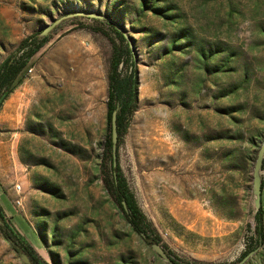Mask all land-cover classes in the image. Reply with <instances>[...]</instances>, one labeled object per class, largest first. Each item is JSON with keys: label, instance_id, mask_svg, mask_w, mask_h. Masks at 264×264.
Wrapping results in <instances>:
<instances>
[{"label": "rangeland", "instance_id": "374dc122", "mask_svg": "<svg viewBox=\"0 0 264 264\" xmlns=\"http://www.w3.org/2000/svg\"><path fill=\"white\" fill-rule=\"evenodd\" d=\"M77 8L115 13L134 48L138 106L118 160L155 235L181 264H264V241L248 253L264 142V0H0V64ZM93 26L58 25L3 102L0 206L49 264H166L97 172L115 37ZM181 28L192 41L173 44ZM0 264H24L1 231Z\"/></svg>", "mask_w": 264, "mask_h": 264}, {"label": "trees", "instance_id": "16d2710c", "mask_svg": "<svg viewBox=\"0 0 264 264\" xmlns=\"http://www.w3.org/2000/svg\"><path fill=\"white\" fill-rule=\"evenodd\" d=\"M145 4V3H144ZM84 8H77L75 12L84 11L91 12ZM153 10L162 14V11L157 8ZM74 12V13H75ZM98 14V13H96ZM115 13L107 11L104 13L105 20L91 19L96 26L92 29L103 34H109L108 30L113 33V53L111 57V65L109 71V88L107 100V134L104 144L101 161L97 172L100 174L105 190L109 196L117 204L118 208L130 223L133 230L138 234H145L144 239L148 244L155 242L161 245L168 251V253L179 262L178 258L169 251L161 242V239L155 235V230L152 223L147 218L146 214L140 207L135 194L130 189L126 177L122 173L119 164V148L122 136L126 130L128 120L136 111L138 106V92H137V69L134 63V50L127 42L123 32L120 31L116 25L121 27L122 21L114 15ZM188 28H181L178 32V38L174 39L173 44L180 38H184L191 42L192 35ZM41 32L32 34L23 39L19 47L10 56H8L0 64V108L3 102L14 92V90L23 82L26 69L31 65L33 57L44 47L49 41L50 36H41ZM118 39L119 43L115 40ZM183 48V47H181ZM184 49V48H183ZM202 57L204 53H199ZM132 62V69L126 74L120 69V65L124 62ZM117 112V131L119 135L117 146V162L118 165L114 167L113 162V146H112V119L113 113ZM116 175V176H115ZM45 190L48 191L47 188ZM264 190V181H263ZM54 192V191H53ZM263 195V194H262ZM126 203L127 210L125 209ZM0 218L4 224H0V231L10 241L13 240V249L16 252L23 251L29 255L33 264H49L42 256L38 254L35 248L28 242V240L6 219L2 208L0 206ZM255 227L253 233L257 237L255 246H249L248 253L254 251L256 246L264 241V200L262 199V207L255 213ZM41 226L43 223L40 224ZM38 235V234H37ZM42 238V235H41ZM158 260L161 258L155 253ZM55 264H59L56 256H52ZM180 263V262H179Z\"/></svg>", "mask_w": 264, "mask_h": 264}, {"label": "water", "instance_id": "95a60500", "mask_svg": "<svg viewBox=\"0 0 264 264\" xmlns=\"http://www.w3.org/2000/svg\"><path fill=\"white\" fill-rule=\"evenodd\" d=\"M76 17H83L88 19H101L105 20V17L100 14H96L93 12H84V11H78L75 13H70L64 16H61L60 18L53 21L52 24L46 26L40 33L41 36H49L55 28L60 25L64 20L76 18ZM117 28L123 32L126 39H129L125 31L122 27L119 25H116ZM132 49L134 50L132 44H130ZM117 112L115 111L113 113V119H112V146H113V158L114 162L113 165L116 167L118 165L117 162V146H118V140L119 135L117 131ZM263 171H264V142L262 143L257 158L255 161V165L253 168V185H252V192L254 195V205L256 210L258 211L262 207V194H263ZM116 176V175H115ZM125 209L127 210L126 203L124 202ZM0 224H4L3 220L0 218ZM143 237H145V234H141ZM12 244H14L13 240H10ZM152 250L161 258L162 261H164L166 264H181L177 262L169 253L168 251L161 245V243L155 242L151 244ZM19 255L24 262V264H33L31 258L29 255L23 251L19 252Z\"/></svg>", "mask_w": 264, "mask_h": 264}, {"label": "built area", "instance_id": "2783aa9c", "mask_svg": "<svg viewBox=\"0 0 264 264\" xmlns=\"http://www.w3.org/2000/svg\"><path fill=\"white\" fill-rule=\"evenodd\" d=\"M18 190H21V186H18ZM18 204L21 205V201H18Z\"/></svg>", "mask_w": 264, "mask_h": 264}]
</instances>
